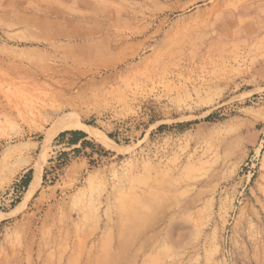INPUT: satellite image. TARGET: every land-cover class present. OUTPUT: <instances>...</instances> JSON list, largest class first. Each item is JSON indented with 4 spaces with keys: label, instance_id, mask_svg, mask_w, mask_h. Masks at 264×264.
<instances>
[{
    "label": "rangeland",
    "instance_id": "obj_1",
    "mask_svg": "<svg viewBox=\"0 0 264 264\" xmlns=\"http://www.w3.org/2000/svg\"><path fill=\"white\" fill-rule=\"evenodd\" d=\"M0 264H264V0H0Z\"/></svg>",
    "mask_w": 264,
    "mask_h": 264
},
{
    "label": "bare ground",
    "instance_id": "obj_2",
    "mask_svg": "<svg viewBox=\"0 0 264 264\" xmlns=\"http://www.w3.org/2000/svg\"><path fill=\"white\" fill-rule=\"evenodd\" d=\"M61 116H59V117H61V119L60 118H59V120L57 119L59 121V123L57 121V126H55L56 128L53 126L54 125V122H53L52 126L56 130L73 129V128H78L80 126V122H78V120L71 113L70 114L65 113V115H61ZM38 171L39 170H37L36 174H34V181L38 179V176H39Z\"/></svg>",
    "mask_w": 264,
    "mask_h": 264
},
{
    "label": "trees",
    "instance_id": "obj_3",
    "mask_svg": "<svg viewBox=\"0 0 264 264\" xmlns=\"http://www.w3.org/2000/svg\"><path fill=\"white\" fill-rule=\"evenodd\" d=\"M66 133H70L72 135V139L69 142L70 144L76 143L77 140H78L77 139L78 137H83L84 136V133L81 132V131H66V132L61 133V136L66 134ZM27 182H28V178L24 181V184H27Z\"/></svg>",
    "mask_w": 264,
    "mask_h": 264
}]
</instances>
